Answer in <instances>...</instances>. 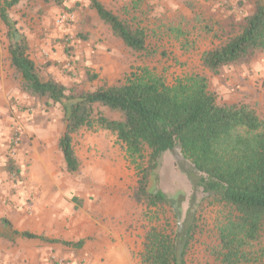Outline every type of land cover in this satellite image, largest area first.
<instances>
[{
    "label": "rangeland",
    "instance_id": "374dc122",
    "mask_svg": "<svg viewBox=\"0 0 264 264\" xmlns=\"http://www.w3.org/2000/svg\"><path fill=\"white\" fill-rule=\"evenodd\" d=\"M98 1L129 26L144 30V52L136 53L125 47L99 20L88 0H65L64 8L31 0L9 9L12 19L18 18L14 21L19 31L25 30L30 35L37 32L36 40L46 46L47 55L37 58L43 79H51L48 72L51 70L60 74L59 83L66 88L91 92L104 85L122 84L130 74L142 69L169 85L186 75L200 74L207 79L208 90L218 105H247L264 124V53L224 67L217 74L201 66L202 54L239 34L245 18L256 4L264 7V0ZM62 10L85 20L94 31L95 44H101V48L83 50L80 47L86 40L82 39V31L72 29L76 19L65 27H55L54 18ZM4 44L7 45L6 28L0 20V46ZM59 61L67 63L70 69L64 70ZM9 81L5 94H0V204H85V208L78 210V237L71 242L83 240V247L78 250L58 244L57 251L52 249L41 258L45 264H55L54 257L66 264H92L90 251L94 252L99 243L94 220L110 232L108 244L122 245V264H141L139 255L144 233L150 226V214L131 198L137 174L116 136L108 131L87 129L73 136L80 169L76 175H69L58 148L64 129L61 105L23 93L14 71ZM94 110L113 120L120 117L99 104L94 105ZM13 149L16 152L12 155ZM9 160L19 167V174L7 171ZM156 177L157 181L150 182V189H159L172 198L183 196L184 213L192 189L186 176L176 168L170 152L162 155ZM200 198L198 194V201ZM201 204L204 205L199 211L197 235L186 263L218 264L213 256L218 244L216 228L229 209L206 205V202ZM83 212L92 220L82 219ZM167 216H170L168 211ZM3 219L10 221L0 211V264L32 262L27 254L29 246L21 244L20 237L1 223ZM16 227L18 232H23V225ZM67 227L70 226L64 229ZM94 263L109 264L110 261L99 256Z\"/></svg>",
    "mask_w": 264,
    "mask_h": 264
},
{
    "label": "trees",
    "instance_id": "16d2710c",
    "mask_svg": "<svg viewBox=\"0 0 264 264\" xmlns=\"http://www.w3.org/2000/svg\"><path fill=\"white\" fill-rule=\"evenodd\" d=\"M24 1L31 0L0 2L10 67L19 77L23 93L61 105L64 129L58 148L69 175H76L80 169L73 136L83 129L108 131L116 136L137 174L131 198L150 214L139 255L141 264H187L204 202L229 209L216 228V262L264 264V124L256 113L240 103L218 105L208 90L207 79L200 74L186 75L169 85L142 69L122 84L104 85L91 92L72 91L53 79L45 80L29 57L26 36L9 15V9ZM41 1L59 8L65 3ZM88 1L99 20L125 47L136 53L146 50L143 29L129 26L100 1ZM256 53H264V7L260 4L245 18L239 34L202 54L201 66L217 74ZM95 104L118 113L119 119L96 112ZM166 152L173 155L176 168L192 189L184 213L183 196L172 198L159 189H150L152 179L157 181L156 172ZM7 171L19 174L20 169L9 160ZM1 223L17 237L78 250L83 247V240L71 243L47 239L13 230L5 219Z\"/></svg>",
    "mask_w": 264,
    "mask_h": 264
},
{
    "label": "crops",
    "instance_id": "0c3cea01",
    "mask_svg": "<svg viewBox=\"0 0 264 264\" xmlns=\"http://www.w3.org/2000/svg\"><path fill=\"white\" fill-rule=\"evenodd\" d=\"M9 15L12 18L11 13ZM75 19L77 23L74 25L75 27L73 26V31H82L84 34L82 39L86 40L83 43L84 45H81L80 47L82 48L83 46V50L101 48V44H95L96 39H94V31L90 30L87 22L76 14ZM13 20L18 21V18L15 17ZM23 33L25 34L28 41L29 57L34 61L36 66H38L37 58H39L44 52L47 53L45 50L46 46L42 43V41L36 40L37 32L33 35H30L27 31L23 30ZM94 52L96 53V51ZM38 62L41 63V60ZM5 63L6 66L4 65ZM12 72L13 70L10 67L7 45L4 44L3 47L0 46V94H5L6 87L10 83L9 75ZM48 72L51 75L49 78L57 82L60 80L62 81V78H60L61 76L58 72H53L51 70H48ZM81 208H85V204H0V211L9 217L11 221L9 222L10 224L12 223L13 230L17 231L16 226L23 225L24 229L22 231L43 236L47 239H55L65 242H72L78 237L77 233L79 231L80 221V213L78 210ZM26 209H30L29 214L26 213ZM87 218L92 220L90 215L84 214L83 212L82 219L88 220ZM65 226L70 227L64 229ZM94 232L98 236L99 243L96 245L94 252L90 251L92 264H96L94 262H96V259L99 256L108 259V261H110L109 264H122V245L119 242H116L113 245L108 244L107 240L109 237L108 234L110 235V232H108V229L102 226V224L96 220H94ZM49 233H54V236L49 235ZM12 239L14 240V238ZM19 239H21V244L24 243L25 245L29 246L27 254L32 257V262H29L28 264H45V261H43V259L41 260V258L44 257V255H49V251L52 249L54 251L58 250V243H50L38 239H25L21 237ZM16 241L18 240L16 239L15 242ZM84 249L87 250V246H85Z\"/></svg>",
    "mask_w": 264,
    "mask_h": 264
},
{
    "label": "built area",
    "instance_id": "2783aa9c",
    "mask_svg": "<svg viewBox=\"0 0 264 264\" xmlns=\"http://www.w3.org/2000/svg\"><path fill=\"white\" fill-rule=\"evenodd\" d=\"M75 19V14L71 11H62L60 12L57 17L54 19V26L57 28H62L65 27L67 25H69L70 23H72ZM42 55H47V53H43ZM58 63H62V68L64 70H69L70 66L65 63V62H61L59 61ZM18 140L16 139L15 144H17ZM12 155L16 152L15 149L11 150ZM54 263L55 264H66V262L60 258L54 257Z\"/></svg>",
    "mask_w": 264,
    "mask_h": 264
}]
</instances>
